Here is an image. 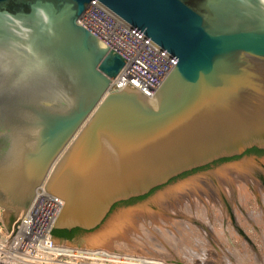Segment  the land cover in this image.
Wrapping results in <instances>:
<instances>
[{
    "label": "water",
    "instance_id": "95a60500",
    "mask_svg": "<svg viewBox=\"0 0 264 264\" xmlns=\"http://www.w3.org/2000/svg\"><path fill=\"white\" fill-rule=\"evenodd\" d=\"M94 1L174 57L153 95L109 91L124 59L80 24ZM253 148L264 150V0H0L9 236L42 185L64 203L54 230L79 229L83 242L116 212L211 171L185 174L258 159Z\"/></svg>",
    "mask_w": 264,
    "mask_h": 264
},
{
    "label": "bare ground",
    "instance_id": "6f19581e",
    "mask_svg": "<svg viewBox=\"0 0 264 264\" xmlns=\"http://www.w3.org/2000/svg\"><path fill=\"white\" fill-rule=\"evenodd\" d=\"M251 159L192 176L158 193L144 205L116 212L99 239L84 240L82 245L100 253V264H176L172 260L174 253L179 255L191 240L207 243L219 253L227 251L229 247L222 249L219 241L232 232V215L238 222L248 224L259 222V216L264 215V160ZM3 249L0 243V251ZM12 250L9 254H15ZM185 251L191 253L190 249ZM14 259L12 255L0 264H22Z\"/></svg>",
    "mask_w": 264,
    "mask_h": 264
},
{
    "label": "built area",
    "instance_id": "2783aa9c",
    "mask_svg": "<svg viewBox=\"0 0 264 264\" xmlns=\"http://www.w3.org/2000/svg\"><path fill=\"white\" fill-rule=\"evenodd\" d=\"M79 22L124 59L109 91H119L128 83L151 96L175 64L174 57L100 2H92ZM63 204L61 199L45 192L43 185L39 187L9 237L6 252L1 253L7 254L6 258L13 255L15 262L22 264H100L103 257L96 250L58 243L53 238V224ZM9 250L15 254H9Z\"/></svg>",
    "mask_w": 264,
    "mask_h": 264
},
{
    "label": "rangeland",
    "instance_id": "374dc122",
    "mask_svg": "<svg viewBox=\"0 0 264 264\" xmlns=\"http://www.w3.org/2000/svg\"><path fill=\"white\" fill-rule=\"evenodd\" d=\"M246 156L251 157V156H255V155L254 154H248ZM259 158H260L259 160H264V155H262V156L260 155ZM223 162L224 161H219L217 163H214L212 167H206V168H203V169H200V170L199 169L195 170L192 173H189V174H186L184 176H181L180 179L186 178V176L188 177V176H191V175H196V174H198V173H200L202 171H213L216 168H218L219 166H221V164ZM174 182H176V180H174L172 183H174ZM260 182L262 183V181H260ZM137 201L138 200H130L128 202L123 203V206L134 205ZM116 207H117V205H116ZM259 218H260L259 222H257V223L252 222L251 224H248V221H246V223H242V222L240 223V221L238 222L236 219H234V215H232V217H231L232 221L230 222V225H232L231 226L232 232L230 231L231 233L226 234L224 236V238H223L224 240H220L219 241V243L221 244L222 249L225 248V246L229 247V249L227 251L222 250L223 251L222 252L220 250V253H219L217 250L214 251V248L212 246L206 245L207 243H205V244L201 243L199 241V239H197V240L200 242V244L198 242L192 241L190 239L191 242L186 243V247H188L187 249L191 250V253L185 251V250H187L186 247H185L179 253V255H181V253H183L181 255L182 256L181 259H180L179 255H178V253H174V256H176V257L173 258L172 260L176 264H253V263L262 264V263H264V246H262V245H264V242H262V241H264V222H262V221H264V215L259 216ZM253 227H254V231H252ZM1 230L3 232H0V243H2V245L4 246L3 251L5 253L6 249L8 247V241H9V237L10 236L8 235V232H7L3 222L1 220V211H0V231ZM253 232H255L256 235ZM80 233H81V231L72 240H69V243L68 242H63V243L64 244L67 243L68 245H72L73 247L75 246V247H79V248H84L82 243L77 240V237L80 235ZM233 233H235V234H233ZM231 234H233L234 237H235L234 241L232 239ZM241 237H242V240L240 239ZM236 239H239V240H236ZM202 240H203V238H202ZM259 242H261V243H259ZM239 244H241V246ZM259 245H260V249L261 250H259ZM197 246H199V247H197ZM1 252L2 251H0V261L7 259L5 257V256H7V254L1 253ZM193 253H195V254H193ZM260 254H262V255H260ZM190 259H191V261H190ZM137 264H141V263H137Z\"/></svg>",
    "mask_w": 264,
    "mask_h": 264
},
{
    "label": "trees",
    "instance_id": "16d2710c",
    "mask_svg": "<svg viewBox=\"0 0 264 264\" xmlns=\"http://www.w3.org/2000/svg\"><path fill=\"white\" fill-rule=\"evenodd\" d=\"M251 151L256 153V154L264 153V151H259L258 149H255V148L248 150V152H251ZM143 198L144 197H140V198L132 199V200H141ZM16 224H17V221H14L12 227H14ZM79 232H80L79 229H73L71 231H68V230H53L52 231V236H53V238H59V239H64V240H68L69 241V240H72Z\"/></svg>",
    "mask_w": 264,
    "mask_h": 264
},
{
    "label": "flooded vegetation",
    "instance_id": "af4514ba",
    "mask_svg": "<svg viewBox=\"0 0 264 264\" xmlns=\"http://www.w3.org/2000/svg\"><path fill=\"white\" fill-rule=\"evenodd\" d=\"M259 151H264V150H259ZM248 154H254L255 156H257V157H259L260 155L262 156V155H264V153H262V154H256V153H254V152H246V154L245 155H248ZM223 161V160H222Z\"/></svg>",
    "mask_w": 264,
    "mask_h": 264
}]
</instances>
